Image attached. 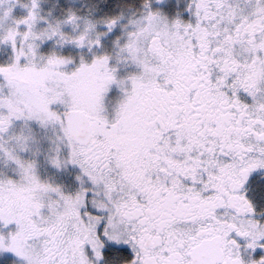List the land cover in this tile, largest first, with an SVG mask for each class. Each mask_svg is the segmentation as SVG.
I'll return each instance as SVG.
<instances>
[{"label":"snow or ice","instance_id":"obj_1","mask_svg":"<svg viewBox=\"0 0 264 264\" xmlns=\"http://www.w3.org/2000/svg\"><path fill=\"white\" fill-rule=\"evenodd\" d=\"M0 264H264V0H0Z\"/></svg>","mask_w":264,"mask_h":264}]
</instances>
